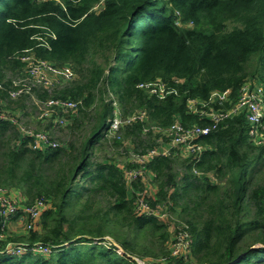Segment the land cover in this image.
<instances>
[{"label": "trees", "instance_id": "1", "mask_svg": "<svg viewBox=\"0 0 264 264\" xmlns=\"http://www.w3.org/2000/svg\"><path fill=\"white\" fill-rule=\"evenodd\" d=\"M190 21L196 27H185ZM26 51L74 71L38 99L82 104L59 127L60 143L48 132L57 127L52 121L43 128L54 149L34 151L17 126L0 122V188L22 193L24 206L47 205L37 228L19 238L6 232L15 216H0V264H264V146L249 141L243 116L198 139L206 149L197 163L174 156L146 165L155 191L144 200L175 213L182 226L174 232L191 238L186 258L171 256L167 220L136 213L140 180L128 186L124 167L95 157L123 141L141 154L147 123H208L188 111L189 100L209 102L229 90L235 102L247 81L264 89V0H0V103L25 97L7 92ZM156 79L169 92L163 99L138 88ZM114 102L123 117L144 110L148 121L110 137ZM8 246L25 251L11 254Z\"/></svg>", "mask_w": 264, "mask_h": 264}, {"label": "built area", "instance_id": "2", "mask_svg": "<svg viewBox=\"0 0 264 264\" xmlns=\"http://www.w3.org/2000/svg\"><path fill=\"white\" fill-rule=\"evenodd\" d=\"M20 60L25 64L22 69L24 74L11 80L10 89L7 92L11 100H17L22 96H32L35 89L43 88L47 90L52 85L58 83L57 79H60V77L64 80H72L74 78V71L71 67L64 66L60 68L37 58L33 52L26 51ZM138 88L149 95H155L159 99H163L169 95L165 84L160 79L141 83L138 85ZM0 90H5L4 83L2 82H0ZM225 103H228V106L223 108ZM81 104L80 101L48 98L41 103L44 108L40 110L39 119L51 118L55 126L63 127L66 124L65 116L76 111ZM187 105L190 113L207 119L208 123L184 128L179 121H176L165 128L152 127V130L159 135L156 140L158 145L156 144L152 149L134 157L131 164L136 165V168H123L124 177L128 186L137 180H140L142 183L146 182L148 173L146 165L158 157H190L193 163H197L203 151L206 149L205 146L197 143L198 139L207 136L227 120L239 115L243 116L247 124L249 141L253 145L264 146V89L261 83L257 81L245 82L240 87L235 102L230 100V91L226 90L224 92L212 93L209 102L189 100ZM212 105H218L219 107L215 109L212 108ZM4 121L15 125V120L4 115L0 110V122ZM137 121L146 123L148 121L147 112L137 110L123 117L120 108L113 105L112 117L107 122V132L109 136L112 135V138L118 140L120 139L121 129ZM22 133L23 136L31 140L29 147L34 151H44L48 148L54 149L58 146V143H56L49 133ZM164 143L167 144V148L164 147ZM144 195H137L138 198L135 201L136 213L155 217L159 221L167 220L165 219L167 215L164 209H151L145 202ZM46 208V203L41 200H36L22 207L16 206L10 190L0 188V216L9 218L20 215V219H24L27 222V230L37 228L40 217ZM173 236L169 244L171 256L174 258H186V253L189 251L191 245L190 236L181 229ZM7 251L11 254L20 255L25 251V248L21 246H8ZM42 252L48 253L45 249Z\"/></svg>", "mask_w": 264, "mask_h": 264}, {"label": "rangeland", "instance_id": "3", "mask_svg": "<svg viewBox=\"0 0 264 264\" xmlns=\"http://www.w3.org/2000/svg\"><path fill=\"white\" fill-rule=\"evenodd\" d=\"M100 7H95L94 11H99ZM202 27H208L206 23L202 24ZM185 27L188 28H194L196 27L195 23L193 22H188V24L185 25ZM233 27V25L229 24L228 26V30H230ZM23 75V71H19L16 76H11L9 77V79L14 80L16 77H20V75ZM75 77V76H74ZM62 84L66 83V82H70L72 80L66 79L64 80L63 78L60 77V79ZM61 83H56L54 85H52L49 89H47V93H51L52 90L59 88ZM43 88L40 89H35L34 93L32 96H25L20 98L19 102L16 103V106L7 103L6 101H2L0 103V110L2 111V113L6 116L11 117L13 120H15V126H17V128L19 129L20 133L23 135L22 132H29V133H38V132H44L43 128L46 125H50V121L51 118L49 119H44V120H40L39 119V113L40 110L44 108L43 105H41L42 102L40 98H37L36 93L39 92H43L42 91ZM112 98V96L110 95V99ZM17 101V100H16ZM113 105L115 107H118V104L116 102L113 103ZM17 107V108H16ZM75 113L71 112L69 113V115H74ZM69 115L67 114L65 116V119L69 117ZM68 116V117H67ZM70 118H68L69 120ZM67 120V119H66ZM128 126V125H127ZM126 127V126H125ZM124 127V128H125ZM152 127H156V126H152L150 123H147L145 126V130L143 131V136H142V140H143V148H144V152H146L147 150L151 149L152 147H149L150 145H153V143L156 142V140L158 139L159 135L155 133L154 130H152ZM53 128V127H52ZM63 129V127H62ZM61 130V128L59 127H54L53 130H49L48 132L52 135V137L54 139H56L57 142H59L58 139L60 138H64L62 132H59ZM151 133L149 137H146V133ZM112 135H110L111 137ZM120 136H122V134H120ZM122 140V138H121ZM60 143V142H59ZM157 144V142H156ZM158 145V144H157ZM164 147L167 148V144L164 143ZM130 148V142H126L123 141V143L118 146L117 148H109L106 145V148H104L103 151H101L100 153L96 152V159L98 161H101L104 158H111L113 159L115 164H118L122 167H126L129 165V163H131V161L134 160V157L137 156L139 153L133 152ZM141 150V148H140ZM140 152V151H139ZM180 157V156H178ZM182 158V157H181ZM178 172H180L181 170L178 169ZM154 179H153V175L148 172L147 173V181L142 183V185L144 186V193L145 195H147V198L150 199V197L154 194L155 191V186H154ZM12 197L14 199V202L16 203V206L22 207L23 203H24V197L22 195V193L18 192V191H13L12 190ZM168 210V208H167ZM164 211L166 212H162L165 213L167 215V222L169 223V231L172 235V239H173V235L175 234L174 230L177 229V227H181L182 224L180 223V221L178 220L177 216L175 215L174 212H169V215L167 213V211L164 209ZM169 211V210H168ZM19 216V215H18ZM26 221L24 219H20V217H14L13 220L11 221V218L8 220V222H6V232L10 235V236H14L15 238H19L21 236H23L28 230L26 229ZM171 239V241H172ZM189 252V251H188ZM186 253L187 255L189 253ZM163 260H157L156 264H161ZM160 262V263H159ZM139 264H149V261L147 260H140L138 262Z\"/></svg>", "mask_w": 264, "mask_h": 264}, {"label": "crops", "instance_id": "4", "mask_svg": "<svg viewBox=\"0 0 264 264\" xmlns=\"http://www.w3.org/2000/svg\"><path fill=\"white\" fill-rule=\"evenodd\" d=\"M58 80V83L61 82V80L57 79ZM10 193L12 194V190L10 191Z\"/></svg>", "mask_w": 264, "mask_h": 264}]
</instances>
